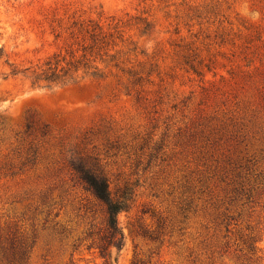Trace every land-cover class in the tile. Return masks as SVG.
<instances>
[{
	"label": "rangeland",
	"instance_id": "rangeland-1",
	"mask_svg": "<svg viewBox=\"0 0 264 264\" xmlns=\"http://www.w3.org/2000/svg\"><path fill=\"white\" fill-rule=\"evenodd\" d=\"M81 160L111 264H264V0H0V264H107Z\"/></svg>",
	"mask_w": 264,
	"mask_h": 264
},
{
	"label": "trees",
	"instance_id": "trees-1",
	"mask_svg": "<svg viewBox=\"0 0 264 264\" xmlns=\"http://www.w3.org/2000/svg\"><path fill=\"white\" fill-rule=\"evenodd\" d=\"M98 25L94 26L92 30H96ZM59 55L55 54L50 57L45 63L46 68H42L35 79L44 80L49 85L55 82H63L65 76L69 71L68 67H61L60 62H65V58L57 59ZM84 57V56H83ZM68 65L72 64L75 68H79L81 64L88 67V63H83L82 60L75 61V64L71 61L66 62ZM97 75V73H95ZM71 166L78 178L84 182L89 189L93 192L97 199H99L105 205V231L101 234L98 232V236L94 237V232L90 231L88 236L92 238V243L89 247H96L99 249L100 254L106 259L107 264L110 263L111 247L120 249L123 245L124 234L119 225L118 215L121 211L128 208V201L130 200L131 192L129 188H125L119 195H113L110 191L109 181L104 173V169L99 165L98 161L89 164L87 162L73 161ZM26 253L23 251H16L11 246V255L7 256L8 264H24L26 261ZM137 264V263H134Z\"/></svg>",
	"mask_w": 264,
	"mask_h": 264
}]
</instances>
